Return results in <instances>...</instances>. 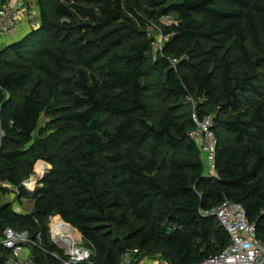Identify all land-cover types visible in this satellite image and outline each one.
<instances>
[{"label": "trees", "instance_id": "obj_1", "mask_svg": "<svg viewBox=\"0 0 264 264\" xmlns=\"http://www.w3.org/2000/svg\"><path fill=\"white\" fill-rule=\"evenodd\" d=\"M5 1L0 0V6ZM39 4V27L0 49V68L7 70L0 72V182L21 187L16 172L28 155L34 156L29 173L37 158H45L53 169L36 191H21V196L35 200L34 213L17 212L11 203L0 207V264H7L12 252L3 243L4 231L18 226L33 238L37 233L31 230L43 231L48 253L33 246V261L62 264L52 257L56 245L48 243L45 224L50 215H60L78 229L92 249V258L82 264H116L132 246L143 253L156 249L176 264H191L229 244V232L218 219L201 213L226 198L244 206L264 243V83L257 79L237 86L229 53L223 52L233 36L242 59L250 61L246 31L256 46L261 42L259 27L245 10L256 11L264 25V0ZM169 15L178 23L163 25L170 38L150 75L163 83L167 101L204 99L198 110L201 118L218 106L215 175H205L202 150L189 135L198 128L191 114L179 121L164 109L150 122L142 78L152 39L142 29L149 20ZM59 18L70 23L61 25ZM37 36L52 45L32 43ZM33 47L52 61L33 64L52 78L46 90L28 91L34 69L5 57L24 58ZM257 61L264 64V56ZM48 106L54 132L33 140ZM68 133L72 136L61 141ZM57 146L60 151H55ZM101 158L105 165L99 167ZM6 190L0 185V192ZM110 194L117 196L114 205L106 201ZM114 206L124 211L114 213ZM132 220L142 225L118 238L114 228Z\"/></svg>", "mask_w": 264, "mask_h": 264}, {"label": "rangeland", "instance_id": "obj_2", "mask_svg": "<svg viewBox=\"0 0 264 264\" xmlns=\"http://www.w3.org/2000/svg\"><path fill=\"white\" fill-rule=\"evenodd\" d=\"M53 1V0H52ZM257 0H253V3ZM28 11H31L36 19H39L40 21V4L39 0L34 1L32 5L29 7ZM245 13H251L252 16L255 19L256 24L259 27V32H260V42H261V47L256 46L251 38L249 37L248 32L246 31L247 38H246V44L248 47L249 51V57L250 61L246 62L242 59L241 54L235 44V38L232 36L231 38L228 39L227 43L224 46L223 52L227 51L229 53V58L231 61V70H232V76L235 81V83L238 85H243L248 82H259L264 83V64L258 63V58L261 56H264V25L261 22L260 15L256 12L253 11L252 9H246ZM79 21L85 23L88 22V18L84 17H79ZM26 20V17L24 18ZM27 21V20H26ZM24 21L25 23H27ZM59 24L61 23H70V21L58 19L57 21ZM76 22V23H75ZM73 21L72 24H78L77 21ZM30 23V22H29ZM68 23V24H69ZM178 23V19L175 15H169V16H164L161 17L160 19H153L149 20L147 25L142 29L143 31L146 32V36L152 39V51L149 53V60H148V65H147V74L142 78V83L145 84V96L144 100L148 105V108H150L151 111V123L157 121L159 114L162 112V110L167 109L170 110V112L173 115H176L177 119L179 121H183L187 118H189L190 114L192 116L193 112L196 110H199V105L203 102L204 99H197L195 98V101H188L186 98L185 100L182 99L181 101L174 102L173 100H165V94L163 93L162 86L163 83L161 82H154V80L151 78L150 73L152 72L151 67L153 66L154 62L158 59V57L161 55L162 48L165 44V42L168 41L170 38V34H165L163 25H172ZM245 20L242 21V24L244 25ZM28 25V23H27ZM25 27L27 29L22 30L21 26V32L16 33L11 37H9L8 43L3 42L0 44V49L4 48L7 45H10L14 42H17L19 40L28 38L29 34L33 32V30L29 27ZM62 25V24H61ZM37 29V28H36ZM246 29V28H245ZM38 35V34H36ZM30 40V39H29ZM32 43H44L46 45H52L51 40L47 39L45 36H40V37H32ZM34 45V44H33ZM53 45H57L54 43ZM6 59L10 61H17L23 65L30 66L34 69V76H33V81L28 87V91L32 88L34 89H39L42 88L43 90L47 89V84L52 82V78L41 68L33 67L34 61L37 60H45L48 63L52 64V61L47 58L46 56L42 57L38 55L37 50L35 47L32 48L31 51H26L24 53V58H14L13 55L7 54ZM173 65L176 66V61H173ZM7 71L6 69L0 68V72ZM259 81H258V80ZM9 96V94L7 93ZM251 96V95H250ZM249 96V97H250ZM219 108L218 106H215L212 108L211 115L215 116L216 113L218 112ZM53 118V112L52 108L48 106L47 110L43 113L38 130L33 134V140H35L38 137H46L50 133L54 132V129L52 128L51 125H49V121L52 120ZM72 134L68 133L66 135L61 136V141L71 137ZM29 144H27L28 146ZM1 148V146H0ZM55 151H60L59 146L56 147ZM34 156L28 155L26 160L22 163V167L20 170H18L16 173L22 178L21 181V187L20 186H15V185H10L9 182L7 181H1L0 185L4 186L7 190L5 192H0V207L6 203H11L13 208L17 212H21L24 214H32L34 213L35 210V200L28 197V196H21V191H28V192H34L37 190L38 187L42 186L41 179L44 178L46 175H48L52 169L53 165L49 163L45 158H37L35 162L33 163L32 166V171L29 173V167L31 166V162L33 161L32 159ZM202 159L204 163V173L205 175H208L211 172V159L209 157V154L203 150L202 152ZM100 165L99 167H102L105 165V161L101 158L100 160ZM98 161V162H99ZM33 177H35L36 180V185L33 189H28L25 186V183L30 181ZM28 184V183H27ZM117 199L116 195H109L106 199L108 203H114ZM114 205V204H113ZM114 213L119 214L121 211H124V209H121L120 207H112L111 208ZM58 217L60 219V222H65L60 215H50L47 220H46V228H47V233H48V243L50 244H55L57 249L52 253V257L56 261H64L68 255L66 253L70 252V246L68 247V238H64L63 234L57 233L61 240L60 242L56 243L55 238L53 237V227L56 225L55 218ZM69 225V224H68ZM142 225L141 222H136L132 220L130 224L125 225V226H120V227H115L114 232L116 233V236L118 238H124L127 236V234L133 233L135 230H137L140 226ZM72 226V225H70ZM76 230L77 234L79 237L77 239H74L73 237H70L72 239V244L81 248H86L89 250L91 253L90 259L92 258V249L88 246V244L83 240L82 234L79 232L78 229L74 228ZM17 230L19 232H25L26 229H22L21 227H17ZM16 230V231H17ZM44 230V228H43ZM32 232H36V237L33 238L31 232H28L29 238L31 239V243L28 245H25L23 247V252L20 255V259L22 261V264H37L35 261H33V256H35V253L33 251V246L37 245L39 246L42 250L48 253V248L44 246V240L42 236V229H33L31 230ZM30 233V234H29ZM69 238V239H70ZM47 244V243H46ZM47 244V245H49ZM136 247L132 246L127 248L126 252L122 255L121 260L128 255L129 257H134L135 258V253H139V257L142 259H146L149 261L150 257H155L158 252L152 249H148L146 251H139L136 252ZM141 252V253H140ZM34 253V255H33ZM143 253V254H142ZM89 260H86L85 262H89ZM152 259V258H151ZM141 261V259H140ZM119 263V262H118Z\"/></svg>", "mask_w": 264, "mask_h": 264}, {"label": "built area", "instance_id": "obj_3", "mask_svg": "<svg viewBox=\"0 0 264 264\" xmlns=\"http://www.w3.org/2000/svg\"><path fill=\"white\" fill-rule=\"evenodd\" d=\"M34 1L37 0H6L0 6V44L4 39L16 34L26 20L28 27L32 30L39 27V19H36L31 11H28ZM25 17L26 20H24ZM187 99L195 101L192 96H188ZM192 119L198 128L191 131L189 135L197 142L202 152L204 150L209 154L211 173L215 175L214 160L218 139L213 128L214 116L209 114L201 118L198 111L195 110ZM201 213L215 216L229 232L230 242L222 251L191 264H264V243L257 238L256 223L249 221L241 203L226 198L221 204L211 209H201ZM53 237L56 243L63 240L56 234ZM63 237L70 240L67 244L68 247L70 246V252L66 253L68 257L62 261V264H82L90 259L91 253L88 249L73 245L72 239L65 234ZM3 243L12 251L6 259V263L22 264L20 255L23 252V247L31 243L28 233L7 227L4 231ZM134 255L135 258L126 255L116 264H173V260L162 252L156 254L155 257H150L149 261L142 259L137 253Z\"/></svg>", "mask_w": 264, "mask_h": 264}, {"label": "bare ground", "instance_id": "obj_4", "mask_svg": "<svg viewBox=\"0 0 264 264\" xmlns=\"http://www.w3.org/2000/svg\"><path fill=\"white\" fill-rule=\"evenodd\" d=\"M36 178L33 177L30 181L25 183V186L28 189H33L36 185ZM56 225L53 227V236L57 233L59 234H65L67 237H73L74 239H77L79 235L77 234L76 230L72 228V226L68 225L66 222H60V219L58 217L55 218ZM70 241V240H69Z\"/></svg>", "mask_w": 264, "mask_h": 264}, {"label": "crops", "instance_id": "obj_5", "mask_svg": "<svg viewBox=\"0 0 264 264\" xmlns=\"http://www.w3.org/2000/svg\"><path fill=\"white\" fill-rule=\"evenodd\" d=\"M25 25H27V23H25ZM25 25H24V23L22 24V28H21L22 30L27 29V28L25 27ZM27 27H28V25H27ZM21 29H20L17 33L21 32V31H22ZM10 39H11V37H10ZM10 39H9V38H6V39H4L3 42L8 43V41H9ZM210 174L212 175L211 172L209 173V175H210Z\"/></svg>", "mask_w": 264, "mask_h": 264}, {"label": "water", "instance_id": "obj_6", "mask_svg": "<svg viewBox=\"0 0 264 264\" xmlns=\"http://www.w3.org/2000/svg\"><path fill=\"white\" fill-rule=\"evenodd\" d=\"M173 262V264H176L174 261H172Z\"/></svg>", "mask_w": 264, "mask_h": 264}]
</instances>
